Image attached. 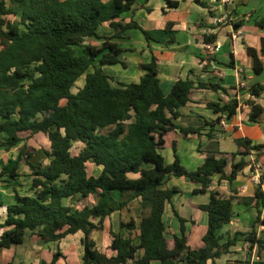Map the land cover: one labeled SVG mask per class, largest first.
Instances as JSON below:
<instances>
[{
	"label": "trees",
	"instance_id": "trees-1",
	"mask_svg": "<svg viewBox=\"0 0 264 264\" xmlns=\"http://www.w3.org/2000/svg\"><path fill=\"white\" fill-rule=\"evenodd\" d=\"M137 1L0 0V134L6 136L0 148L9 152L24 142L18 160L13 167L1 170L0 178L12 179L16 184L10 181V185L17 187L22 185L20 163L31 170L27 194L14 188L11 202L0 199V210L6 208L3 222L0 215V252L23 245L29 234L50 243L83 232L82 264H216L241 236L251 249L257 247V258L252 260L249 253L246 264H264V237L255 228L246 234L236 232L224 241L221 230L233 220L235 197L227 198L220 190L210 191L209 203L199 206L209 216L201 248H191L186 220L177 213L181 234L168 238L164 215L180 192L177 187L166 188L169 178L184 177L199 185L195 194L207 193L215 175L234 184L249 165L245 157L252 151L264 153V144L237 139L235 153L209 151L194 171L188 170L177 154L175 161L167 164L160 152L167 133L180 129L185 134H197L202 130L185 129L175 122L192 92L207 89L227 93V89L220 84L181 78L165 95L156 58L140 64L145 74L137 83L115 82L105 73V65L126 67L120 58L125 50L115 40L122 39L127 30L139 28L151 40L137 22L117 21ZM165 1L168 9L180 5L178 1ZM105 23L115 30L113 36L99 33ZM257 24L264 27V20ZM216 41L215 34H205L206 44ZM247 52L254 59L255 74L261 75L264 38L260 51L247 47ZM83 76L84 85L74 92ZM250 92L259 98L264 85L253 84ZM249 104V119L257 122L264 109L256 102ZM208 107L232 119L239 101L210 102ZM221 120L220 116L208 123L213 127ZM37 134H45L50 142V148L44 150L50 159L46 167L32 162L36 149H28L25 143ZM77 144L82 146L77 148ZM238 156H242L239 161ZM89 162L102 167L99 176L89 174ZM145 163L153 167L145 168ZM91 196H96L97 202L93 206L84 204ZM136 200L140 202L138 220L132 218L120 224L129 235L112 234L113 256L99 251L92 233L103 230L108 217ZM239 201L248 205L255 202L259 218L264 204L261 186L255 197ZM61 256L57 252L50 263L42 264H57Z\"/></svg>",
	"mask_w": 264,
	"mask_h": 264
},
{
	"label": "crops",
	"instance_id": "crops-1",
	"mask_svg": "<svg viewBox=\"0 0 264 264\" xmlns=\"http://www.w3.org/2000/svg\"><path fill=\"white\" fill-rule=\"evenodd\" d=\"M174 1L180 3L177 9H168L165 0H138L131 11L124 13L117 21L123 24L137 22L143 30L150 34L151 40H148L139 28L127 30L122 39L115 40L125 50L120 58L126 67L122 64H115L105 65L102 68L105 73L114 78L115 82L137 83L145 74L140 69V64L149 63L156 58L165 95L171 92L176 81L181 78L220 84L227 89V93L195 89L191 94L190 102L181 108V117L175 122L185 129L202 128V130L197 134H185L180 129H176L164 136L165 145L160 150L162 155L167 144L171 143L173 147V157L170 161H166L167 164H172L177 154L182 164L188 170L194 171L204 163L209 151H215L221 155L235 153L238 149L237 139L248 138L253 145L264 144V112L257 122H251L249 119L252 110L249 104L252 101L249 97L250 87L256 83L264 85V72L261 75L255 74L254 59L247 52V47L258 51L262 47L264 27L258 26L257 22L264 20V0H233L232 4H223L221 0H200L208 7L200 5L196 0ZM220 19L224 21L218 23ZM233 25L239 29L236 31L241 32L236 40L231 37L235 32ZM99 33L110 37L115 34V30L109 23H105L99 29ZM205 34L217 36L216 44L220 48L212 56L206 50ZM262 59L264 62V56ZM235 98L239 101V108L232 119H227L226 113L216 114L208 107L210 102L223 104ZM253 102L260 104L264 109V93ZM220 116L226 120L225 124L219 122L211 127L208 122H214ZM209 134H212V137H209ZM2 135L5 141L6 136ZM40 135L45 136V134H37L34 138ZM45 137L47 143L44 148H41L43 153L44 150L50 148L48 137ZM31 141L32 139L25 143L30 146ZM23 144L24 142L20 145ZM81 146V144L76 145L77 148ZM33 147L36 149V156L39 154L40 147ZM34 157L32 158L33 163H35ZM46 158L43 166L50 164V159L47 156ZM241 158L242 156H238L237 160ZM245 159L249 165L239 173L234 184L221 180L219 175H215L209 191L205 194H195L194 190L199 189L200 186L184 177L173 176L167 180L166 188L177 187L180 190L173 197L171 204L167 206L164 215L167 230L169 231L168 223L172 228L170 233L172 238L174 235L180 236L181 234L177 213L186 220L191 248L195 250L204 245L203 237L208 229L209 216L199 206L209 203L212 190H220L227 198L235 197L233 220L221 230V233L225 235L224 241L229 235L233 236L236 232L246 234L254 228L259 236L264 237V204L261 206V214L258 218L259 213L254 207L255 202L248 205L239 201V198L255 197L258 186L253 180L252 170L253 165L257 163L262 166L260 186L264 194V153L258 155L256 151H252ZM87 165L88 172H92L91 175L101 174V166H96L92 162ZM144 167L152 168L153 164L145 163ZM19 173L21 174L19 183L23 184L24 176H28L31 181L30 169L26 172L19 169ZM14 188L22 195L27 194L21 192V186L9 187L12 189L11 192L0 194V199L11 202L14 199ZM139 206L138 200L132 202L129 207L108 217L104 222L103 230L92 233L91 239L96 243L99 251L108 256L114 255L110 249L112 234H121L126 237L129 235L127 230L121 229L120 224L132 218L138 220L135 214ZM0 215L3 222L6 218V208L0 210ZM34 236L36 238L30 241L27 247H25L26 240L23 245L1 251L0 264H42L44 261L50 263L57 252L62 254L57 264H82L83 232L50 243H43L36 235ZM239 239L237 244L231 247L229 253L217 259L216 264H246L249 253L252 260L257 258V247L249 249L250 246L248 247L249 243L245 237L240 236ZM110 251L111 254H109ZM262 257L264 258V251Z\"/></svg>",
	"mask_w": 264,
	"mask_h": 264
},
{
	"label": "rangeland",
	"instance_id": "rangeland-1",
	"mask_svg": "<svg viewBox=\"0 0 264 264\" xmlns=\"http://www.w3.org/2000/svg\"><path fill=\"white\" fill-rule=\"evenodd\" d=\"M84 82H85V76H83L77 82V84H76V86L74 88V92H77L78 89L81 88L84 85ZM45 136L40 135V136H38L36 138H34V137H32V138L29 137L28 138V141L30 139H32V141L30 143L31 145L28 146V149L34 148L33 146L40 147L39 148V154H36V156L34 157V162L36 164H40V165L44 164V161L47 160L46 155L43 152H41V148H44V146L47 143V139H46ZM3 141H4L3 140V135L0 134V143L3 142ZM22 146L23 145H19V146L15 147L14 149H12L10 152L6 151L4 148H0V171L3 170L6 166L10 167V168L13 167L15 162L18 160L19 150H20V148ZM163 155L166 158V161H170L172 159V157H173V147L171 146V143L167 144V147L165 148ZM20 170H22V172H26L29 169H28V166L25 165L24 162H22V163H20ZM89 174L91 175L92 172L89 171ZM10 181H12V183H14V181L12 179H10V178L9 179L7 177L6 178L5 177L0 178V194H4V192H11L12 189H9V187H12L10 185L11 184ZM22 183H23L22 185H19V186H21V192L22 193L29 192L30 191V184H31L30 178H28V176H24V178L22 180ZM14 184H16V183H14ZM16 186H18V185H16ZM96 202H97V197L96 196H91L90 198H88L87 200L84 201V204H88V205L93 206ZM1 212H3V211H1ZM137 214H138V210H137L135 215L137 216ZM167 223H168V221H167ZM168 229H169L168 238L172 239V237L170 236L172 228H171L169 223H168ZM194 234H195V231H194ZM35 238L36 237L34 236V234H29V236L27 238V245L25 247H27L29 245L30 241L32 242V240L35 239ZM248 247H249V245H248ZM23 249H24V246L22 247V250ZM249 249H250V247H249ZM248 252H250V250H248ZM109 254H111V251L109 252ZM0 260H2V258H0Z\"/></svg>",
	"mask_w": 264,
	"mask_h": 264
},
{
	"label": "built area",
	"instance_id": "built-area-1",
	"mask_svg": "<svg viewBox=\"0 0 264 264\" xmlns=\"http://www.w3.org/2000/svg\"><path fill=\"white\" fill-rule=\"evenodd\" d=\"M222 1V3L223 4H232L233 3V0H221ZM224 21V19L222 20V19H220V20H218V23H220V22H223ZM217 23V24H218ZM234 26V25H233ZM234 28H235V32L233 33V35L231 36L232 37V39L233 40H236L237 38H238V36H239V34H241V32H239V31H236V30H239L238 28H236L235 26H234ZM205 46H206V50H207V52L209 53V55H213V54H215V53H217V51L219 50V45H217L216 43H214V44H206L205 43ZM249 97H250V99L252 100V101H256L258 98L255 96V95H253V94H250L249 95ZM225 122H226V120L225 119H222L221 120V123L222 124H225ZM261 173H262V166L259 164V163H257V164H254L253 165V170H252V177H253V180H254V182H255V184L257 185V186H260L261 185V182H262V180H261Z\"/></svg>",
	"mask_w": 264,
	"mask_h": 264
}]
</instances>
